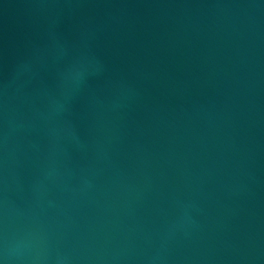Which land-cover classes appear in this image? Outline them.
<instances>
[{
  "label": "water",
  "instance_id": "95a60500",
  "mask_svg": "<svg viewBox=\"0 0 264 264\" xmlns=\"http://www.w3.org/2000/svg\"><path fill=\"white\" fill-rule=\"evenodd\" d=\"M0 264H264V0H0Z\"/></svg>",
  "mask_w": 264,
  "mask_h": 264
}]
</instances>
